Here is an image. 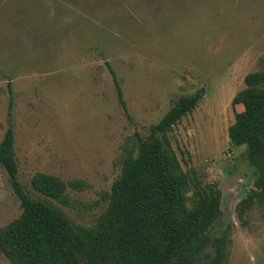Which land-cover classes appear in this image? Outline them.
<instances>
[{
    "label": "rangeland",
    "instance_id": "374dc122",
    "mask_svg": "<svg viewBox=\"0 0 264 264\" xmlns=\"http://www.w3.org/2000/svg\"><path fill=\"white\" fill-rule=\"evenodd\" d=\"M263 61L264 0H0V141L11 124L26 190L93 229L123 148L137 133L147 137L180 97L202 92L169 133L172 146L185 171L222 193L223 215L210 231L212 239L228 232L222 264H264V199L239 219L255 168L228 134L243 109L233 98ZM38 172L89 187L69 189L67 207L32 188ZM21 213L0 167V227ZM214 258L209 245L196 264ZM0 264H10L1 249Z\"/></svg>",
    "mask_w": 264,
    "mask_h": 264
},
{
    "label": "trees",
    "instance_id": "16d2710c",
    "mask_svg": "<svg viewBox=\"0 0 264 264\" xmlns=\"http://www.w3.org/2000/svg\"><path fill=\"white\" fill-rule=\"evenodd\" d=\"M264 62V61H263ZM110 70L118 101L128 113L116 72ZM245 88L233 98L235 122L229 127L230 143L246 147V158L255 168L250 193L236 206L240 220L254 200L264 199V68L245 77ZM9 86H11L9 84ZM202 92L180 97L147 137L135 134L123 148L121 173L110 192L109 203L98 226L75 225L52 202L32 196L19 179L15 131L10 124L0 141V167L20 202L21 215L0 227V249L10 264H196L209 246L215 250L211 264H222L229 243L228 232L212 239L219 223L222 193L183 169L169 133L198 107ZM40 195L71 207L69 189L84 191L82 180L66 182L42 172L31 179ZM229 229V228H228Z\"/></svg>",
    "mask_w": 264,
    "mask_h": 264
}]
</instances>
